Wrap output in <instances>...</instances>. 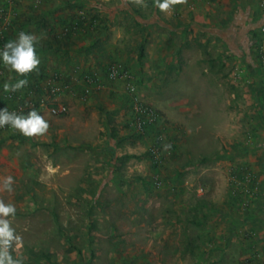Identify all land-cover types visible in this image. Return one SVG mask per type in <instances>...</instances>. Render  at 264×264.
<instances>
[{
    "label": "rangeland",
    "instance_id": "374dc122",
    "mask_svg": "<svg viewBox=\"0 0 264 264\" xmlns=\"http://www.w3.org/2000/svg\"><path fill=\"white\" fill-rule=\"evenodd\" d=\"M145 2L0 0V50L21 30L47 37L20 103L47 111V78L74 66L102 83L86 103L62 96L68 113L47 112L43 137L0 132V188L15 181L0 199L16 207L25 264H264V195L243 205L249 185L264 193V7ZM78 15L66 38L60 19ZM110 67L126 76L109 81ZM22 78L0 62V99ZM133 95L162 119L158 165L155 136L134 133Z\"/></svg>",
    "mask_w": 264,
    "mask_h": 264
},
{
    "label": "clouds",
    "instance_id": "9594fccd",
    "mask_svg": "<svg viewBox=\"0 0 264 264\" xmlns=\"http://www.w3.org/2000/svg\"><path fill=\"white\" fill-rule=\"evenodd\" d=\"M136 6L146 9L145 0H125ZM187 0H153V6L160 12L170 13L176 5L186 4ZM46 34L37 35L21 30L15 39L7 41L0 50V62L6 69L16 73L18 79L15 83L5 82L3 90L6 93H15L26 88L29 84L27 77L37 72L40 66V58L37 55V45L45 40ZM10 127L27 138L43 137L49 129V123L35 109L27 114L9 112L7 108L0 110V128ZM14 179L11 175L3 179L0 191L11 193ZM16 207L12 203H5L0 199V264H25V257H14L13 251L22 247V237L16 234L12 227V219L16 215ZM11 218V219H10Z\"/></svg>",
    "mask_w": 264,
    "mask_h": 264
},
{
    "label": "built area",
    "instance_id": "2783aa9c",
    "mask_svg": "<svg viewBox=\"0 0 264 264\" xmlns=\"http://www.w3.org/2000/svg\"><path fill=\"white\" fill-rule=\"evenodd\" d=\"M260 5L264 7V0H259ZM261 59L264 60L263 53L260 54ZM107 79L109 81H116L118 79H123L126 74L116 69L115 67H110L107 69ZM81 73V72H80ZM79 86V88H77ZM102 89V83L100 81L99 74L95 71H83L80 76L63 77L60 73H55L51 75L46 80V93L48 96L46 99L40 101L39 106L46 104V100H50L47 103V112L53 117L64 116L68 113V107L66 104L60 101L62 96L70 95L71 97H76L80 102L86 103L92 97L94 93ZM131 103V113H132V127L134 133L139 134L142 137L149 136L150 134L155 136V142L150 148V155L153 160L160 163L162 160V148L161 145L165 141V137L162 134L157 133L156 128L161 124L160 115L149 105L140 101L136 96H132ZM9 101L16 103L15 106H8ZM21 102V97L15 93H4L0 99V110L7 108L9 112H16L18 114H27L31 109L36 108L32 103L23 104ZM11 129L10 127L0 128L1 131H7ZM249 183H254L253 175L246 178ZM256 180V179H255ZM259 184L254 183L249 185L248 188L244 189V192L248 195V200L243 203L247 205L249 202H253L257 197H262L264 193L261 191Z\"/></svg>",
    "mask_w": 264,
    "mask_h": 264
},
{
    "label": "trees",
    "instance_id": "16d2710c",
    "mask_svg": "<svg viewBox=\"0 0 264 264\" xmlns=\"http://www.w3.org/2000/svg\"><path fill=\"white\" fill-rule=\"evenodd\" d=\"M93 21H95V19L91 20L92 23H93ZM84 23H85L84 17L78 15L76 17L73 16V17H70L68 19L65 17L63 19H60V23L58 24V26L63 25L64 36L67 38V37H70V35L73 33V31H77L78 29H80ZM4 42H5L4 39H2L0 41V43H4ZM260 58H261V55H260ZM154 163L156 165L159 164L155 161H154Z\"/></svg>",
    "mask_w": 264,
    "mask_h": 264
},
{
    "label": "crops",
    "instance_id": "0c3cea01",
    "mask_svg": "<svg viewBox=\"0 0 264 264\" xmlns=\"http://www.w3.org/2000/svg\"><path fill=\"white\" fill-rule=\"evenodd\" d=\"M79 66H74L73 67V69H71L68 73H67V76H72V77H78V76H80V74L83 72V71H86L84 68H78ZM89 71H92V70H89ZM81 72V73H80ZM77 88H79V86L77 87ZM65 99H69V98H71V96L70 95H66L65 97H64ZM37 111L45 118V120L47 121V122H50L51 120H50V117L48 116V113H47V111H45V110H43L42 109V107H38L37 108ZM14 131H16V130H14ZM13 133V132H12ZM13 134H17V131L16 132H14ZM11 137L13 138V135H11ZM16 137L17 138H19V139H21L22 138V135H19V134H17L16 135Z\"/></svg>",
    "mask_w": 264,
    "mask_h": 264
}]
</instances>
